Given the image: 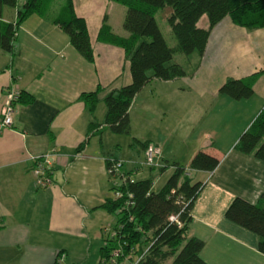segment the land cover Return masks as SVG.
Segmentation results:
<instances>
[{
	"label": "crops",
	"instance_id": "crops-1",
	"mask_svg": "<svg viewBox=\"0 0 264 264\" xmlns=\"http://www.w3.org/2000/svg\"><path fill=\"white\" fill-rule=\"evenodd\" d=\"M24 1L5 7L1 21L13 22ZM72 3L87 28L91 61L53 23V14H29L16 28L13 52L0 50V112L6 88L15 83L21 91L12 124L0 126V264H99L103 236L116 221L103 207L112 187L124 178L156 183L153 171L158 169L162 177L170 156L161 144L176 134L186 138L177 149L186 148L189 160L199 150L219 158L212 171L187 172L192 183H203L187 230V236L204 241L200 256L209 264H264L258 236L224 217L235 197L262 201L264 161L235 149L239 135L192 136L194 129L198 133L233 108L242 133L264 108V27L247 29L225 16L210 30L202 55L173 57L184 76L151 79L138 92L129 109L130 133L116 134L103 125V98L132 81L125 51L114 41L129 36L123 27L126 7L112 0ZM185 64H192L190 74ZM249 77H254L250 97L235 100L219 93L227 78ZM93 91H98V101L91 110L80 95ZM166 95L173 99L167 106ZM172 112L178 115L176 123L169 120L173 128H165V117ZM133 140L156 145L162 166L146 165L144 170V147ZM44 155L49 156L52 183L38 188L31 167L33 157ZM107 157L123 160L124 178L107 173Z\"/></svg>",
	"mask_w": 264,
	"mask_h": 264
},
{
	"label": "trees",
	"instance_id": "trees-1",
	"mask_svg": "<svg viewBox=\"0 0 264 264\" xmlns=\"http://www.w3.org/2000/svg\"><path fill=\"white\" fill-rule=\"evenodd\" d=\"M112 1L126 7L123 27L129 36L114 37V41L124 49L132 77L131 83L111 90L103 98L106 108L103 125L116 134L130 133L129 109L138 92L151 79L166 81L184 76L182 66L173 62L174 54L196 52L202 55L210 30L225 16L247 29L264 27V0ZM17 3L18 0H0V50L13 52L16 28L29 14L43 17L53 14V23L68 35L73 47L86 59H93L85 22L75 14L72 0H25L13 22L1 21L4 8L15 7ZM165 7L171 8L167 21L176 40L174 47L167 44L155 18L156 12ZM203 15L209 21L207 28L197 25ZM253 80L254 77L227 78L219 93L235 100L248 98L253 94ZM97 92L80 95L91 110L98 101ZM20 98L21 93L18 100ZM137 142L144 149L150 144ZM234 147L264 161V108L239 135ZM218 164L219 158L199 150L187 167L173 163V172L157 191L153 190L151 178H124L115 184L112 197L103 207L116 221L103 236L99 264H116L126 258L131 260L129 264H164L168 260L170 264H209L200 256L204 241L187 236L192 206L203 187L202 182L192 183L187 172L212 171ZM261 199V202L251 203L235 197L224 217L256 234L259 238L257 249L264 254V194ZM172 215L177 216L176 220L169 219ZM63 259V253L59 252L57 262Z\"/></svg>",
	"mask_w": 264,
	"mask_h": 264
},
{
	"label": "rangeland",
	"instance_id": "rangeland-1",
	"mask_svg": "<svg viewBox=\"0 0 264 264\" xmlns=\"http://www.w3.org/2000/svg\"><path fill=\"white\" fill-rule=\"evenodd\" d=\"M170 13H171V8L170 7H165V8L159 9L156 12L155 18H156V21H157V23L159 25V28H160V30H161V32H162L167 44L169 46H175L176 45V40H175L174 35L172 34L171 28H170V26L168 24V21H167V18L169 17ZM198 25L201 26V27H205V28H207L209 26V21H208V18H207L206 15L201 16V18L198 21ZM180 56H184V54L183 53H176L174 55V61L175 60L178 61L180 59ZM190 60H191V62L193 64H195V62H194L195 57H193ZM191 67H192V64H190V65L189 64H185L184 65L185 70H187V72L189 74L191 72ZM219 73H220V71H219ZM186 81H187V79H186ZM186 81H184L185 84L190 85V83L186 82ZM180 100H181V98L179 99V101ZM182 100L185 103V100L183 99V97H182ZM172 101H173L172 98L167 97V95L165 96V106H167V104L171 103ZM233 110H236V109L233 108L232 110H229V109L226 110L225 117L222 120H220L219 118L212 119V121H211L212 125L210 124V126L202 125L200 130L198 131V133L196 132L197 129H194V131L192 132V136L194 137V132H195L196 136L201 135L202 132L203 133L207 132V133H210L211 135H215V137H217V138H219L220 136L225 135V134L226 135H234V136L240 135L241 132H238V131H239V128L241 127V124H236L235 123V120L232 117ZM181 115H182V113H181ZM177 116L178 115H177L176 112H172L171 116H169L168 118L165 117V128H169V129L173 128L172 126L169 125V120L171 122L176 123ZM224 132H227V133L222 134ZM173 135L174 134H172V136ZM167 136L171 137L170 134H167ZM173 138H174L173 141L172 140H168L167 143H165V144L162 143L161 144L162 149H164L165 152H168L170 156H167L166 159L164 158L165 159V163H167L168 165H167V167H165L167 172H165V174L162 175V177H160L161 172H157L156 171L158 169L153 171L154 172L153 174H155V177H156L155 179H157V177L159 178V180L156 183H154V181H153V183H154L153 184V190L154 191H157L162 186V184L167 180L166 177L169 174V172L174 170V167L172 166L173 163H178L181 166L187 167L186 166V162L190 161L189 160L190 156H189V158H186L184 156V150L186 148L177 149L178 148L177 145H181L182 146V145L185 144V139L186 138H181V137L177 136V134L174 135ZM132 142H134L135 144L139 145L134 140ZM165 152H164V155H165ZM141 163L143 164L142 168L144 170L148 171V168H147L146 164H144L143 162H141ZM188 172H189V170H188ZM170 261L171 260H168L164 264H170Z\"/></svg>",
	"mask_w": 264,
	"mask_h": 264
},
{
	"label": "built area",
	"instance_id": "built-area-1",
	"mask_svg": "<svg viewBox=\"0 0 264 264\" xmlns=\"http://www.w3.org/2000/svg\"><path fill=\"white\" fill-rule=\"evenodd\" d=\"M20 90L18 86L13 83L6 88L5 92V101L3 106L1 107V118H0V126L1 127H9L12 124V114L14 111L15 103L18 101L20 97ZM159 149L156 145L150 143L144 149V164L149 167L162 166L158 163L159 158ZM107 166L106 170L109 175H120L123 178L125 175L122 173L123 160L107 157ZM33 166L31 167V172L35 178V184L38 188H45L51 185V166L48 155L44 156H36L33 157ZM115 195L118 197L120 193L115 192ZM177 216H170V220H176Z\"/></svg>",
	"mask_w": 264,
	"mask_h": 264
}]
</instances>
